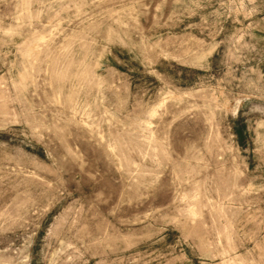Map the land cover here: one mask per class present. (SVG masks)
<instances>
[{"label":"rangeland","instance_id":"374dc122","mask_svg":"<svg viewBox=\"0 0 264 264\" xmlns=\"http://www.w3.org/2000/svg\"><path fill=\"white\" fill-rule=\"evenodd\" d=\"M0 264H264V0H0Z\"/></svg>","mask_w":264,"mask_h":264}]
</instances>
